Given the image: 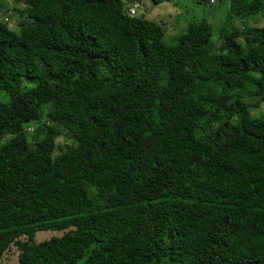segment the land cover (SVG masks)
Returning a JSON list of instances; mask_svg holds the SVG:
<instances>
[{
    "label": "trees",
    "instance_id": "16d2710c",
    "mask_svg": "<svg viewBox=\"0 0 264 264\" xmlns=\"http://www.w3.org/2000/svg\"><path fill=\"white\" fill-rule=\"evenodd\" d=\"M12 1L0 264H264V0L174 45L122 0Z\"/></svg>",
    "mask_w": 264,
    "mask_h": 264
},
{
    "label": "rangeland",
    "instance_id": "374dc122",
    "mask_svg": "<svg viewBox=\"0 0 264 264\" xmlns=\"http://www.w3.org/2000/svg\"><path fill=\"white\" fill-rule=\"evenodd\" d=\"M3 1L6 6L1 13L3 14L6 10H8V13H4L2 20L8 17L9 27L18 30L17 20L20 13L14 10L23 11L25 10V6L17 5L12 0ZM122 1L128 8L135 7V17L162 23L166 33L164 40L168 45H174L176 43V40L186 32L189 22L199 20H208L211 23L214 34L213 40L218 41L220 30L228 17V11L230 9L229 0H217L215 4H198L196 0H175L160 5H154L152 0ZM237 21L234 20L233 24L237 25ZM249 21L252 24L254 20ZM258 21L259 25L264 24V19H259ZM262 110L264 112V105L261 106L260 110L255 111L254 114H259ZM67 144H69L67 140H60L61 147L65 148Z\"/></svg>",
    "mask_w": 264,
    "mask_h": 264
},
{
    "label": "built area",
    "instance_id": "2783aa9c",
    "mask_svg": "<svg viewBox=\"0 0 264 264\" xmlns=\"http://www.w3.org/2000/svg\"><path fill=\"white\" fill-rule=\"evenodd\" d=\"M129 14L132 15V16H135L136 15L135 7L129 9Z\"/></svg>",
    "mask_w": 264,
    "mask_h": 264
}]
</instances>
